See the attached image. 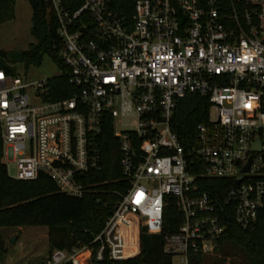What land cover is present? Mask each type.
<instances>
[{
  "label": "built area",
  "instance_id": "2783aa9c",
  "mask_svg": "<svg viewBox=\"0 0 264 264\" xmlns=\"http://www.w3.org/2000/svg\"><path fill=\"white\" fill-rule=\"evenodd\" d=\"M46 4L74 92L52 99L58 87L49 86L50 78L33 81L0 67L6 171L12 165L13 178L23 181L44 174L76 198L114 194L116 203L93 237L94 249H54L45 264L138 255L141 229L162 232L169 197L182 221L162 235V253L171 264H217L225 229L218 208L231 206L243 229L264 209V0ZM196 93L208 99V116L195 128L196 146L185 151L171 119L179 99ZM109 121L119 150L113 180L99 177ZM191 154L205 177L230 182L222 194L198 191L187 166Z\"/></svg>",
  "mask_w": 264,
  "mask_h": 264
},
{
  "label": "trees",
  "instance_id": "16d2710c",
  "mask_svg": "<svg viewBox=\"0 0 264 264\" xmlns=\"http://www.w3.org/2000/svg\"><path fill=\"white\" fill-rule=\"evenodd\" d=\"M17 1L0 0V23L13 17ZM28 1L32 13L29 31L35 42L23 51L24 65H38L43 56H49L62 71L47 82L50 87H58L56 92H52V99L67 97L74 92V88L68 82L67 69L58 57L59 37L54 13L47 7L46 0ZM7 60L6 53L0 51V67L15 74V70L7 65ZM208 107V99L197 93L179 99L171 119V129L177 134L185 151L196 146L195 128L198 123L206 120ZM101 133V150L104 153L103 171L99 177L113 180L119 177V150L111 121L104 124ZM2 152L0 140V228L45 225L48 254L54 249L90 245L111 213L116 196L95 193L72 197L59 192L53 181L44 174L32 180L15 179L6 171ZM187 166L189 172L196 176L194 183L200 192L220 195L230 185V182L223 179L205 177L204 166L195 154L190 155ZM109 187L116 189L118 185L112 181ZM169 201L163 212L162 232L152 234L141 229L137 256L126 260H111L106 256L96 259L92 255L90 264H171V257L162 253V235L176 230L182 218L172 197H169ZM218 211L225 229L219 239L218 252L221 256L217 264H222L226 258H229V264H264V209L257 214V221L246 229L236 223L231 206L222 205ZM91 246L93 249L96 247L95 244ZM6 251V243L0 231V256ZM127 254L131 255V252Z\"/></svg>",
  "mask_w": 264,
  "mask_h": 264
},
{
  "label": "rangeland",
  "instance_id": "374dc122",
  "mask_svg": "<svg viewBox=\"0 0 264 264\" xmlns=\"http://www.w3.org/2000/svg\"><path fill=\"white\" fill-rule=\"evenodd\" d=\"M13 17L0 23V51L19 52L28 49L35 42L31 34V8L28 0H19L15 3ZM7 65L13 68L16 74L25 75L27 79L39 81V79L55 77L60 73V68L47 55L43 56L38 65H24L21 62H10ZM8 173L15 175L14 167L9 165ZM6 243V253L0 256V264H45L48 255L47 227L22 226L0 228ZM129 244L135 238L133 229L128 235ZM129 252V251H128ZM137 256V255H136ZM135 257V256H133ZM89 263L88 260L83 262Z\"/></svg>",
  "mask_w": 264,
  "mask_h": 264
},
{
  "label": "water",
  "instance_id": "95a60500",
  "mask_svg": "<svg viewBox=\"0 0 264 264\" xmlns=\"http://www.w3.org/2000/svg\"><path fill=\"white\" fill-rule=\"evenodd\" d=\"M7 59L10 62H21V60L23 59V51H19V52H8L6 54ZM258 146H255L254 148H257ZM248 166H246L244 168V171H247Z\"/></svg>",
  "mask_w": 264,
  "mask_h": 264
}]
</instances>
